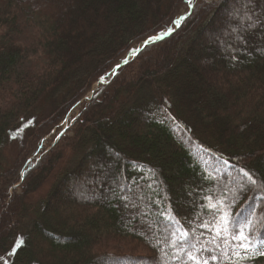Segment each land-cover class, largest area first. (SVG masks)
Instances as JSON below:
<instances>
[{
    "label": "trees",
    "instance_id": "trees-1",
    "mask_svg": "<svg viewBox=\"0 0 264 264\" xmlns=\"http://www.w3.org/2000/svg\"><path fill=\"white\" fill-rule=\"evenodd\" d=\"M242 2L193 0L181 27L94 88L134 45L172 27L184 0H0V254L23 243L10 264H159V212L187 227L208 190L205 162L231 157L264 178V26L235 59L217 43ZM250 7L264 19V0ZM77 104L66 132L42 147ZM14 135L24 143L8 166ZM66 148L76 158L63 165ZM100 164L113 167L93 183ZM153 173L155 190L131 184ZM114 176L131 184L129 207L110 190ZM50 179L44 197L29 198Z\"/></svg>",
    "mask_w": 264,
    "mask_h": 264
},
{
    "label": "snow or ice",
    "instance_id": "snow-or-ice-1",
    "mask_svg": "<svg viewBox=\"0 0 264 264\" xmlns=\"http://www.w3.org/2000/svg\"><path fill=\"white\" fill-rule=\"evenodd\" d=\"M184 2L190 9L195 7L193 0H184ZM250 3L251 0H243L241 6L233 10L232 15L237 19L230 23L236 26L228 28L217 38L218 45L224 48L232 59L236 58L235 53L239 47L247 46L245 34L264 26V19L257 15L256 10L250 7ZM188 15L190 13L173 20L175 28L168 27L166 31L157 36L148 37L144 41V46L170 36L175 29L181 27ZM131 51L138 54L142 49ZM260 51L261 49L258 48L257 52ZM128 63V59L123 60L109 75L118 74L122 65ZM105 82V77L101 76L100 83ZM12 138L15 139V135ZM213 160L215 163L208 165L205 162V167L200 170L201 179L207 184L208 190L201 187L199 199L193 205L195 210L193 219L183 218L187 222L186 228L178 227L181 225V220L173 221L168 215L167 208L160 210L159 215L167 219V223L161 228V234L165 236L167 247H162L159 243L153 245L158 253L155 259L159 264H169V262L171 264H250L258 257H264V178L258 177L250 169L239 165V162L231 157L224 159L216 156ZM97 167L98 172L93 174V183L98 180L103 183L101 175H107L105 169L113 165L100 164ZM120 167L123 168V164ZM132 167L138 168L139 164L134 163ZM196 167L200 168V165L197 164ZM233 172L236 176L232 175ZM112 179L113 185L110 190L124 207L130 206L131 184L143 180L145 181L144 186L152 190H155L157 184L154 173L151 179L143 174L131 178L129 185L121 183L118 176ZM123 179L129 180V177L124 175ZM221 181L225 183L221 185ZM233 183L236 185L235 189L230 186ZM249 186L254 190V194L248 196L241 205V193H244ZM126 187L128 192L124 191ZM217 187L219 191L215 190ZM237 206H239L238 210L233 211L237 209ZM131 207L135 208L137 205L133 204ZM201 214H206L211 219L203 220ZM199 229L205 231L198 232ZM206 233L210 239L206 237ZM202 237L205 239L201 240ZM22 247V240L17 239L11 250L0 254V261L3 264H10L6 257L15 256L18 249Z\"/></svg>",
    "mask_w": 264,
    "mask_h": 264
},
{
    "label": "rangeland",
    "instance_id": "rangeland-1",
    "mask_svg": "<svg viewBox=\"0 0 264 264\" xmlns=\"http://www.w3.org/2000/svg\"><path fill=\"white\" fill-rule=\"evenodd\" d=\"M207 1H210V0H207ZM189 10H190V8L188 7V6H185L183 9H182V11H181V13L179 14V16H178V18L180 17V16H182V15H187L188 14V12H189ZM177 18V19H178ZM173 28H175V25L173 24V26H172ZM166 31V30H165ZM164 32V31H163ZM159 33H157V34H155V35H153V36H157ZM148 39V38H147ZM146 39V40H147ZM145 41V40H144ZM144 41H141V42H139V43H137L136 45H134V48L133 49H141V48H143L144 47ZM134 54H136V53H133L132 51L131 52H129V53H127L126 54V56L124 57V60L125 59H128V60H130V59H132L133 57H134ZM119 64V63H118ZM117 65V64H116ZM115 65V66H116ZM115 66L113 67V69L115 68ZM112 69V70H113ZM112 70L110 71V72H108V74H106V76H104L105 77V81H107L110 77H112L113 75H109V73H111L112 72ZM100 81V80H99ZM99 81L98 82H96L95 84H94V88L96 87V86H98L99 85ZM91 94V93H90ZM78 110H79V104H77V105H75L74 107H73V110L69 113V115L60 123V125H61V128L60 129H56V128H54L53 130H52V135L53 136H51V137H53L52 139H50V137H49V135L47 136V139H45V141L41 144V146L42 147H46V148H50L51 146L49 145L50 144V142L49 141H53V143H54V141L62 134V133H64V132H66V129L69 127V123L71 122V119L78 113ZM160 111H161V113H167V111H166V109H165V107H162L161 109H160ZM166 116H168V115H166ZM172 123H174L175 124V122L174 121H172ZM175 130L177 131V133H179V134H182V130H181V128L178 126V125H175ZM69 134H72V133H70L69 132ZM24 143V140L23 139H21L20 137L18 138L17 136H16V139L15 140H13V141H11L9 144H7V146L5 147V154H3V159H4V161L5 162H7V160H8V162H9V164H8V166L10 165V163L12 164L13 162H14V160H15V157H16V151L18 150L19 151V149H20V147H21V145ZM201 153H203L202 151H200ZM204 154V153H203ZM76 157H75V154H74V152L72 151V148L70 149V148H66V149H64L63 150V155H62V159H61V162L63 163V165L64 164H66V162H68V160H73V159H75ZM34 160V156H32L30 159H29V161H28V164L29 163H31L32 161ZM50 185H51V179L50 180H48V181H46L45 183H43V184H41L37 189H34L31 193H30V196H29V198L30 199H32V200H34V201H36V200H38V199H40V198H42V197H44L45 196V194L47 193V191L49 190V188H50ZM1 207H3V206H1ZM6 209V207L5 208H2V210H0V212H2L3 210H5ZM0 264H3V262L2 261H0Z\"/></svg>",
    "mask_w": 264,
    "mask_h": 264
},
{
    "label": "water",
    "instance_id": "water-1",
    "mask_svg": "<svg viewBox=\"0 0 264 264\" xmlns=\"http://www.w3.org/2000/svg\"><path fill=\"white\" fill-rule=\"evenodd\" d=\"M137 54V53H136ZM136 54H134V56H136ZM100 82V81H99Z\"/></svg>",
    "mask_w": 264,
    "mask_h": 264
}]
</instances>
